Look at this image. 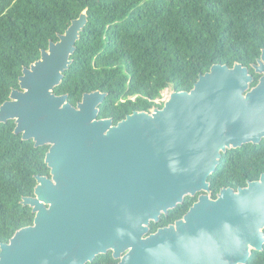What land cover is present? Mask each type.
Returning <instances> with one entry per match:
<instances>
[{
	"label": "water",
	"instance_id": "water-1",
	"mask_svg": "<svg viewBox=\"0 0 264 264\" xmlns=\"http://www.w3.org/2000/svg\"><path fill=\"white\" fill-rule=\"evenodd\" d=\"M86 23L83 10L0 105V122L13 119L22 139L49 145L50 169L22 198L34 221L1 243L0 264H87L110 250L117 264H246L264 247V172L215 198L208 177L228 149L264 139V49L252 65L257 84L241 62L213 64L162 107L114 124L98 117L107 92H86L76 105L54 92ZM197 194L181 218L150 232Z\"/></svg>",
	"mask_w": 264,
	"mask_h": 264
},
{
	"label": "trees",
	"instance_id": "trees-1",
	"mask_svg": "<svg viewBox=\"0 0 264 264\" xmlns=\"http://www.w3.org/2000/svg\"><path fill=\"white\" fill-rule=\"evenodd\" d=\"M83 10L87 23L54 92L74 105L86 92H107L98 117L114 124L134 110L162 107L156 100L165 89L190 90L213 64L243 63L254 76L251 86L260 78L252 65L264 49V0H0V105L19 88L23 68ZM15 126L13 119L0 122V245L33 223L21 200L34 195L36 175H50L49 145L35 147ZM263 172L264 139L230 148L208 177L212 197ZM198 194L151 221L150 232L181 218ZM117 261L108 252L87 264ZM246 264H264V247Z\"/></svg>",
	"mask_w": 264,
	"mask_h": 264
},
{
	"label": "rangeland",
	"instance_id": "rangeland-1",
	"mask_svg": "<svg viewBox=\"0 0 264 264\" xmlns=\"http://www.w3.org/2000/svg\"><path fill=\"white\" fill-rule=\"evenodd\" d=\"M171 88H167L162 92V96L160 99L156 100L157 102H161L162 100L166 99L168 94L170 93ZM163 102V101H162Z\"/></svg>",
	"mask_w": 264,
	"mask_h": 264
},
{
	"label": "flooded vegetation",
	"instance_id": "flooded-vegetation-1",
	"mask_svg": "<svg viewBox=\"0 0 264 264\" xmlns=\"http://www.w3.org/2000/svg\"><path fill=\"white\" fill-rule=\"evenodd\" d=\"M109 253H111V254H112V251L110 250V251H109ZM117 260L119 261V259H117ZM118 261H117V262H118Z\"/></svg>",
	"mask_w": 264,
	"mask_h": 264
},
{
	"label": "built area",
	"instance_id": "built-area-1",
	"mask_svg": "<svg viewBox=\"0 0 264 264\" xmlns=\"http://www.w3.org/2000/svg\"><path fill=\"white\" fill-rule=\"evenodd\" d=\"M163 101V100H162Z\"/></svg>",
	"mask_w": 264,
	"mask_h": 264
}]
</instances>
